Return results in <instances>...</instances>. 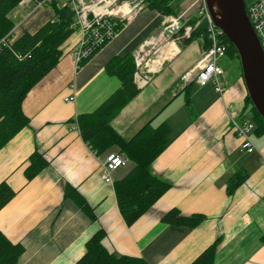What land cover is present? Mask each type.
Listing matches in <instances>:
<instances>
[{
  "label": "crops",
  "instance_id": "crops-1",
  "mask_svg": "<svg viewBox=\"0 0 264 264\" xmlns=\"http://www.w3.org/2000/svg\"><path fill=\"white\" fill-rule=\"evenodd\" d=\"M193 2L180 13H186ZM53 14L49 5L20 1L9 12L15 23L12 41L35 32ZM166 16L142 9L80 67L73 51L81 31H74L61 45L57 65L23 99L29 124L0 149V182L6 181L16 192L0 209V231L10 242L23 246L17 264H74L99 229L105 231L103 245L110 252L141 257L150 264H190L217 237L221 240L215 264H264V134H256L254 127L256 150L246 152L230 127L231 111L239 123L254 121L250 107L245 106L247 90L235 58L227 61L231 62L228 67L220 63L222 95L210 84L193 83L190 99L196 111L190 115L185 94L180 92L181 75L205 48L202 38L185 43L187 37L178 33L173 41L175 54L151 60V81L113 118V128L125 139L148 121L155 126L166 121L171 128L169 145L151 164L152 172L171 182V187L132 225L119 212L113 182L123 178L134 163L127 158L112 171V183H106L101 177L104 158L121 151L114 145L96 155L68 122L93 111L120 86V80L106 72V63L114 56L132 54ZM181 22L187 24L186 18ZM35 149L49 165L27 180L24 169ZM237 173L246 177L229 195L227 182ZM65 184L87 200L94 221L64 197ZM172 208L185 216L205 218L195 227L163 223L162 215Z\"/></svg>",
  "mask_w": 264,
  "mask_h": 264
},
{
  "label": "trees",
  "instance_id": "trees-1",
  "mask_svg": "<svg viewBox=\"0 0 264 264\" xmlns=\"http://www.w3.org/2000/svg\"><path fill=\"white\" fill-rule=\"evenodd\" d=\"M21 0H0V149L22 128L29 124L24 114L22 102L29 90L37 84L58 63L62 55L61 45L69 36L79 29L75 22V12L69 3L60 5L58 0H50L53 16L35 32H25L12 41L11 34L14 21L9 12ZM41 1V0H35ZM69 1V0H68ZM146 7L163 15L176 14L179 0H145ZM174 5V6H173ZM189 19L188 23H193ZM112 33L115 35L126 23L115 22ZM182 34V30L179 31ZM202 38L203 47H210V40L204 24L196 28L184 41L191 42ZM111 37L100 44L90 42L93 52L81 61L82 66ZM230 58L238 59L231 43L226 51ZM240 66V65H239ZM134 61L130 53L112 57L105 65L108 74L120 80V86L113 91L93 111L80 113L68 122L76 125L82 140L96 154L101 155L111 146H117L121 153L134 163V167L121 179L113 182L117 206L124 222L132 225L171 187V182L155 175L151 164L169 145L171 128L166 121L158 125L146 122L131 138H123L112 126L113 118L138 94L139 88L134 81ZM223 76L221 77L222 84ZM194 81L184 84L180 92L184 93L186 109L194 115L190 99V89ZM225 87V86H224ZM245 106H249L256 125L254 132L264 134V119L256 112L248 95ZM246 108V107H245ZM28 165L24 169L27 180L33 179L49 162L41 151L35 149L28 156ZM246 175L239 173L231 176L226 191L229 195L244 181ZM16 192L6 181L0 182V209L14 197ZM64 197L71 199L90 220L96 216L87 200L69 184L64 186ZM201 214L182 215L172 208L165 212L161 221L175 226L195 227L204 220ZM105 231L97 230L86 242L84 254L74 264H150L141 257L116 254L104 245ZM221 238L217 237L190 264H215V253ZM24 248L20 243L10 242L0 231V264H17Z\"/></svg>",
  "mask_w": 264,
  "mask_h": 264
},
{
  "label": "built area",
  "instance_id": "built-area-1",
  "mask_svg": "<svg viewBox=\"0 0 264 264\" xmlns=\"http://www.w3.org/2000/svg\"><path fill=\"white\" fill-rule=\"evenodd\" d=\"M49 1L35 2L38 5H45ZM68 3L75 12V22L81 31V38L73 51L77 67H80L81 61L93 52L91 41L100 44L106 38L114 37L112 27L115 24L112 20L116 23L129 21L146 6L145 0H69ZM193 4H197L193 23H182L183 14L167 15L159 29L133 49L131 54L135 66L133 77L138 88L151 81L153 72L151 60L154 57H158L166 46L172 47L174 52L168 50L165 58H171L175 54L176 48L173 41L176 40L179 31L182 30L181 37H189L196 28L204 24L211 42L210 47L204 49L192 67L181 75V81L184 84L194 81L201 86L210 84L220 95L225 91L224 84L221 82L224 70L219 63V58L226 53L230 42L223 30L214 23L205 0H195ZM246 11L254 31L261 41L264 40V0L250 2L246 6ZM230 117V127L241 139V148L246 152L255 151L256 146L249 135L255 127L254 122L245 120L239 123L233 112L230 113ZM73 128L77 129L76 125H73ZM126 161L127 157L121 152L107 153L102 164V179L106 183H112V171L124 165Z\"/></svg>",
  "mask_w": 264,
  "mask_h": 264
},
{
  "label": "water",
  "instance_id": "water-1",
  "mask_svg": "<svg viewBox=\"0 0 264 264\" xmlns=\"http://www.w3.org/2000/svg\"><path fill=\"white\" fill-rule=\"evenodd\" d=\"M214 23L238 56L247 95L264 119V47L249 20L245 0H205Z\"/></svg>",
  "mask_w": 264,
  "mask_h": 264
},
{
  "label": "rangeland",
  "instance_id": "rangeland-1",
  "mask_svg": "<svg viewBox=\"0 0 264 264\" xmlns=\"http://www.w3.org/2000/svg\"><path fill=\"white\" fill-rule=\"evenodd\" d=\"M180 1L181 0H179V3H180ZM194 1V0H193ZM247 3H248V0H245ZM192 2V0H187V2H186V4H184V5H178L177 6V10H176V14H174L175 16L176 15H179L180 14V12H182L183 10H184V8H186L190 3ZM59 4L60 5H62L63 4V1L62 0H59ZM195 5H197V4H194V6H192L184 15H182V17L181 18H184V17H186V18H189V19H194L195 18ZM174 6V5H173ZM79 31H80V28L78 29ZM222 58V59H221ZM229 59H230V55L226 52L223 56H221L220 58H219V63H221V64H223V65H226L227 67L229 66V64L231 63V62H228L227 63V61H229ZM236 63H235V65H236V68H237V70H238V74L239 75H241L242 76V74H241V69H240V66H239V60L238 59H236V61H235ZM233 68V67H232ZM232 68H230V71L229 72H231V69ZM218 95H219V93H218ZM196 105H192V108H193V110H194V113H195V111H196V107H195ZM198 107V106H197ZM232 112V111H231ZM248 117H250V115H248ZM72 125H74V124H72ZM255 127H256V125H255ZM249 135H250V137H251V139L253 138V136H254V133H253V130H251L250 132H249ZM253 141V140H252Z\"/></svg>",
  "mask_w": 264,
  "mask_h": 264
},
{
  "label": "bare ground",
  "instance_id": "bare-ground-1",
  "mask_svg": "<svg viewBox=\"0 0 264 264\" xmlns=\"http://www.w3.org/2000/svg\"><path fill=\"white\" fill-rule=\"evenodd\" d=\"M168 50L174 52V49L172 47L166 46V49H163L162 50V53L159 54V56L157 57V60L159 61L161 58L167 57V51Z\"/></svg>",
  "mask_w": 264,
  "mask_h": 264
}]
</instances>
